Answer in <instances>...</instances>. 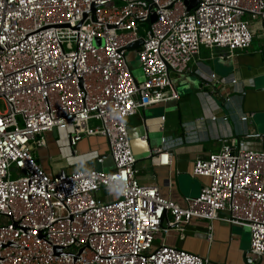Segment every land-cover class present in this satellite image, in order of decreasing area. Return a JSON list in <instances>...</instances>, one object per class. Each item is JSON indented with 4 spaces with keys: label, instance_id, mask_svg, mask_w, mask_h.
Segmentation results:
<instances>
[{
    "label": "built area",
    "instance_id": "obj_1",
    "mask_svg": "<svg viewBox=\"0 0 264 264\" xmlns=\"http://www.w3.org/2000/svg\"><path fill=\"white\" fill-rule=\"evenodd\" d=\"M246 11L264 18V0H0V264H215L165 238L156 243L173 228L184 234L194 218L248 227L246 256L264 264V148L245 135L225 138L195 159L193 175L209 181L181 205L139 180L127 123L179 98L171 73L188 70L203 45L249 48ZM140 37L145 78L136 81L127 45ZM218 78L204 74L203 86ZM54 127L65 157L85 137L104 136L114 168L47 172L34 150ZM152 153L169 164V149ZM107 154L90 149L84 159L103 163ZM111 189L115 198L98 195Z\"/></svg>",
    "mask_w": 264,
    "mask_h": 264
},
{
    "label": "crops",
    "instance_id": "obj_2",
    "mask_svg": "<svg viewBox=\"0 0 264 264\" xmlns=\"http://www.w3.org/2000/svg\"><path fill=\"white\" fill-rule=\"evenodd\" d=\"M243 16L251 19L254 29L249 48L231 52L226 47L203 45L190 61L188 70L182 74L173 73L179 98L148 105L127 118L130 137L134 140L139 180L158 185L164 197L181 205L186 204L187 196L199 195L209 181L206 176L193 175L195 159L220 149L225 138L245 135L251 145L264 148V18H251L247 11ZM212 71L216 72L219 81L204 87L203 75ZM230 76L240 77L244 83L237 87L229 83ZM227 96L232 97L230 101L225 100ZM211 113L217 115L216 120L209 117ZM243 113L250 115L247 120L240 118ZM224 115L228 118L224 119ZM44 134L48 144L37 147L34 156L49 173L61 168L70 172L94 167L96 159L85 160L84 156L90 148L99 151L100 146H107L104 136L86 137L79 143L77 154L65 157L54 141L52 131ZM161 146L169 149V164H161L156 154L150 155L155 147ZM107 195L115 198L117 193L111 189ZM219 214L227 215L225 211ZM163 238L168 244L206 255L215 264L262 262L259 259L249 261L246 256L250 229L220 218H194L185 226L184 234L173 228L165 236L157 234L156 239L160 242ZM160 242L156 240V243Z\"/></svg>",
    "mask_w": 264,
    "mask_h": 264
},
{
    "label": "rangeland",
    "instance_id": "obj_3",
    "mask_svg": "<svg viewBox=\"0 0 264 264\" xmlns=\"http://www.w3.org/2000/svg\"><path fill=\"white\" fill-rule=\"evenodd\" d=\"M141 26H142L141 34H145V29L148 27V23L147 24H144V25L141 24ZM127 57H128L129 64H130V66H131V68H132L135 76L138 78L139 81L144 80L145 73H144V70H143V67H142V62L140 60V57H139V53H138L137 48H134V47L133 48H130L128 50V52H127ZM173 73H176V72H172L171 73V75L173 77L172 79L175 82L176 81V78H175L176 76ZM176 74H182V73H176ZM0 105H1V108H4L3 101H0ZM129 134H130V132H129ZM87 138H89V137H87ZM53 139H54V141H56V138L55 137ZM88 147H89V145H88ZM100 149L103 150V151H105L108 154H107V156H105L103 163L95 160L94 167L97 168V169H105V170H111V169H113L114 166H115V162H114L113 156L111 155V153H109L108 147L107 146H105V147H101L100 146ZM107 194H108V192L106 190H101V191L98 192V195L102 199H105V200L111 199V197L109 195H107ZM156 240L158 242H160V239H156Z\"/></svg>",
    "mask_w": 264,
    "mask_h": 264
},
{
    "label": "water",
    "instance_id": "obj_4",
    "mask_svg": "<svg viewBox=\"0 0 264 264\" xmlns=\"http://www.w3.org/2000/svg\"><path fill=\"white\" fill-rule=\"evenodd\" d=\"M156 19V15H154L152 18H151V20L153 21V20H155ZM142 42H143V38H139V39H137L136 41H134V42H131V43H129L128 45H127V49L129 50L130 48H138L141 44H142ZM129 62V61H128ZM130 65V64H129ZM131 67V66H130ZM132 69V68H131ZM135 79H136V81H138V78L135 76ZM157 88H152L151 89V91H155ZM52 133H53V135H54V137L55 138H57V136H58V131H57V128L56 127H54L53 129H52ZM132 140V144H133V148H134V140L133 139H131ZM151 149H152V145H151ZM152 152V151H151ZM150 155H153V153H151ZM107 156V155H106ZM58 250H61V249H59L58 248ZM249 260V259H248Z\"/></svg>",
    "mask_w": 264,
    "mask_h": 264
}]
</instances>
